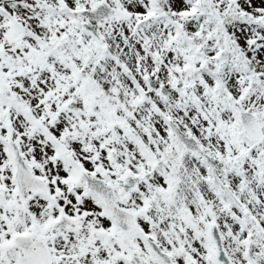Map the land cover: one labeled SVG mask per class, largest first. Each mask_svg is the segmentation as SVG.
Wrapping results in <instances>:
<instances>
[{
    "label": "snow or ice",
    "instance_id": "6c2138e0",
    "mask_svg": "<svg viewBox=\"0 0 264 264\" xmlns=\"http://www.w3.org/2000/svg\"><path fill=\"white\" fill-rule=\"evenodd\" d=\"M0 264H264V0H0Z\"/></svg>",
    "mask_w": 264,
    "mask_h": 264
}]
</instances>
